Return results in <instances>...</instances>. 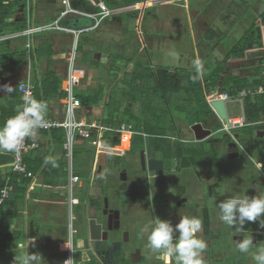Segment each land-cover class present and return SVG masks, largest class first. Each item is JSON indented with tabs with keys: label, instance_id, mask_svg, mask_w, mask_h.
<instances>
[{
	"label": "crops",
	"instance_id": "obj_1",
	"mask_svg": "<svg viewBox=\"0 0 264 264\" xmlns=\"http://www.w3.org/2000/svg\"><path fill=\"white\" fill-rule=\"evenodd\" d=\"M11 1H17L18 5L11 10V16H8L6 19V23L11 26L8 25L6 32L0 34V61H2L0 64V127L3 126L9 117L15 115L16 109L22 105L21 95L17 90L18 82L30 79L37 86H40L42 79L51 73L57 80H60V91L62 95L60 97L53 95L44 101L47 105L44 117L59 120L64 119L66 111L61 100L69 91H72L74 96L81 101V107L74 111V119L95 121L102 125L104 128L101 134L102 138L104 133L110 130L104 123L107 116L114 114V120L118 122L124 117L121 114L125 110L132 112L138 109L134 102H132V107L125 106L123 100L126 97L131 96L132 100H134L135 96L136 101H142L143 104L145 103V99H151V95L156 96L151 88L148 89L151 85L156 84L155 81L154 83L151 82L154 78L150 75L149 71L145 72L148 69L151 70L147 63L149 60L148 50L149 48L158 50L162 47L161 44L165 38L163 35L159 37L156 29L172 23L168 12L163 13L166 19L160 18V14L149 18L145 26L147 34L144 38L142 37L145 42L144 46L140 40H137L135 36L132 37L129 34L133 32V26L129 27L130 21H122L121 16L131 15L132 13H143V11L150 8L160 7L165 4L171 5L177 2V11L181 9V11L184 10L189 15L188 5L195 0H140L132 5H128L131 3L127 2L129 0H125L126 2L122 4L121 0H99L98 3L94 0H85L83 8H81V4L77 1L68 0L70 8L78 13L66 15L60 20V24L66 27L83 29V32L76 35L72 32L50 29L36 33L34 36L33 58L30 62L27 60L26 37L21 34L27 28L28 16L29 18L31 17V22L34 25L50 24L59 17L65 5L62 3V0H59V3H56V0H32L30 11L25 13L24 0ZM141 5L144 6L140 7ZM177 11L173 10V13H171L175 17V20L178 16ZM196 12L197 14L200 13L199 11L192 12L189 22L190 27L194 17H196L194 16ZM241 13L245 14L242 17L253 16L249 12ZM96 19L99 20V23L97 27H93ZM218 19H221L224 24H229L220 33V36L215 28L210 26L213 21ZM230 19L231 15H222L216 19L214 17L210 21H194L192 29L196 33L204 35L200 41L201 49L216 46L224 47L225 42L222 44V39H231L229 32H233L234 30V27H232V19L228 23ZM254 19H256V16ZM172 24L175 25L176 23ZM224 24L222 25L225 26ZM243 24L247 25L241 19L236 25L243 26ZM16 26L23 28L16 30ZM90 27L92 29H89ZM85 28H88V30H84ZM246 31L248 29L244 30V33ZM210 33L215 34L213 37H208ZM213 41L214 43H211ZM217 41H220V43H217ZM74 49L77 53H74L75 56L72 59L71 56ZM97 53H99V58L96 56ZM155 56L159 57V55ZM207 57L208 55L205 53L204 59L208 60ZM182 60L185 63L187 59L181 54L179 63ZM211 65L216 66L217 64ZM168 69L169 75L174 73H180L181 75V69L178 70V68L170 67ZM187 71V69L184 70V72ZM230 72L232 75L238 76L231 70ZM71 73L78 79V82L75 84L68 83ZM152 73L155 74L154 77L157 81L156 69ZM143 77L148 78V80H144ZM238 77L241 78L243 76ZM245 80H248V78ZM4 85L11 86L14 91L11 94L6 93L2 90V86ZM138 91H141V94H137ZM204 95H206V91H204ZM81 97L88 100L84 101V99H80ZM178 103V101L177 104H174V101L171 102L175 108H178ZM161 105V103L156 101L152 103V108L153 110L159 109ZM117 108L118 112L116 113ZM143 110L142 114H147V116L153 111L150 109ZM128 115L126 116L130 120L135 119L133 112ZM211 120L220 121L219 117L213 112L208 120L198 123H203L205 128L211 129L212 123L208 124V126L205 125ZM142 121H144V124H152L147 119H143ZM181 121L187 120L182 119ZM122 123L126 122L124 121ZM144 124L140 125L143 126ZM189 125L191 127L192 124L189 123ZM60 129L64 133L62 138H59L57 133L54 132L59 131V129H52L50 131L38 129L34 137H29V142L38 144V147L29 149L24 156V163L26 169H30V176L14 172L12 169V152L0 150V154L3 155L4 160L0 164V176L1 180L9 182L10 191L6 207L4 208L6 220H2L0 229L4 235V246L2 249L0 248V264H14L15 255H22L28 252L40 253L44 259L43 264H64V258L68 255L70 256V252L68 251L70 249L74 251L73 264H84L86 261L82 258L84 256L87 257V260H95L88 251L84 253H81L82 251L78 252L79 248H83L86 245L83 239H78L75 247L71 232V238L68 240L66 238L68 235L66 231L63 234H61L63 231H60L58 234L57 230L59 226L65 227L68 219H70L72 224L74 215L77 216L76 220L79 218L82 219L86 213L100 209L104 194L101 191H95L94 193V190H98L96 180L102 177V174L100 178L96 175L98 152L106 149L101 138L98 139L96 129H91V135L92 132L96 133L94 138L91 136L85 138L79 135L78 131H75L72 154L69 157L66 155L67 151L64 148L67 131L63 128ZM190 130L192 139L194 132L192 129ZM133 132V136L131 138L129 136V146L135 136L142 141L140 137L144 134L141 131H134V129ZM111 137L113 139L118 138L120 141L119 144H122L123 137L118 134L112 135ZM120 145H116L115 147ZM115 147H107L109 149L106 150L107 160L109 156H115L116 153H112V149ZM120 152L125 153L122 150ZM49 158L55 159V166L51 163H46ZM205 163L206 161H204L202 166ZM15 173L22 175H19L17 180H13ZM116 173L111 175V178L117 176L118 173ZM73 176H78L79 181L71 186ZM74 185L80 190L79 193L81 194L78 197L81 195L84 198L83 194H86L87 197L90 195L89 200L87 199V202L84 204V216L81 213L82 210H73L72 193ZM92 201H98L99 206L91 205ZM181 212V216H185L182 210ZM80 214L83 217H78ZM46 222L55 224V228L48 231L43 227ZM177 223L179 221L172 224L175 226ZM20 245H23V248H20ZM155 254L153 255L155 260H153V256H149V260L159 262L161 256H156Z\"/></svg>",
	"mask_w": 264,
	"mask_h": 264
},
{
	"label": "rangeland",
	"instance_id": "obj_2",
	"mask_svg": "<svg viewBox=\"0 0 264 264\" xmlns=\"http://www.w3.org/2000/svg\"><path fill=\"white\" fill-rule=\"evenodd\" d=\"M75 1L81 4V8H83L85 0ZM125 2V0H121V4ZM56 3H59V0H56ZM24 4L26 13L30 11L32 0H24ZM177 4L178 2L171 5L165 4L160 7L150 8L146 11H143V13H132L131 15L121 16L122 21H130L129 27L133 26V32L129 34L132 37L135 36V38H137V40H140V42H142L144 46L145 42L143 41L142 37L144 38L147 34L145 26L147 25V20L149 18L160 14V18L162 17L163 19L165 18L163 13L168 12L170 14V18L172 19V23H176L175 25L170 23L168 26H163L156 29V33L159 35V37L163 35L165 39L162 44L160 43L162 45L160 49H147L149 51V60L147 61V63L152 71L160 67H170L175 69L178 68V70L181 69V71L187 69V72L182 73L183 75H186L189 74L188 72H195L196 67L194 66L193 62L199 61L203 68V74H201L202 76L204 75V69L210 72L211 68L214 67L211 64H218L221 61L228 50H230L236 44V42H238L240 36L244 34V30L253 28V25L257 23V28H259L261 31H264V17L263 19H254L255 16L257 17L258 15H260V8L252 13L253 16L242 17L245 14L241 13V10L238 9V7L243 8L245 6H250L248 4H244V0H195L190 2L188 5V11L190 12L189 15H187L184 10L181 11V9H178L177 11ZM142 6L144 5H141L140 7ZM261 7H263L262 4ZM173 10L178 12L176 20L175 17H173L171 14L173 13ZM195 11H199L200 13L197 14L196 12V15H194L196 17H194L190 27L189 22L191 14ZM245 11L246 8L243 9L242 12ZM137 15L138 17H136ZM222 15H231V19L233 22L232 27H234L233 32H229L231 39L223 38L221 43L223 44L225 42L224 47H210L212 50H210V52V48L201 49L200 41L201 39H203L204 35H200V33H196V31L192 29L194 21H210V19H214V17L216 19ZM231 19L228 21V23L231 22ZM241 19L244 20L247 25L243 24V26H237L236 24H238ZM222 24H224L222 20L218 19L216 21H213V23L210 25L212 26V28H215L216 32L219 33V36L220 33L225 30L226 26L229 25L224 24L225 26H223ZM256 36L254 37L256 43L263 40V38H257ZM211 43H214V41ZM217 43H220V41H217ZM243 43V47L245 50L246 42ZM205 53L208 55V60L204 59ZM181 54L184 55L187 59L185 63H183V60L179 63V61L181 60ZM155 55H159V57H156ZM263 57L264 47L257 46L253 50L246 53V59H244L243 61L241 60L233 62L231 71L238 76H243L241 77L243 79H250V76L252 74H255V68L260 64L259 61ZM151 82L154 83V80H152ZM206 89L205 91H207ZM162 99H155L152 102H150L149 99H145V103L142 104V101H136L135 96L134 100H132L131 96L126 97L124 100L123 98H121V100L124 101L125 106L132 107V102L136 103V108L138 109L132 112L135 114V118L138 119H134V121L138 122L137 124H144V121L142 120L147 119L150 120V123L152 124L163 125L164 122H162L161 120L165 118L168 124L171 125L173 119H184L185 114L184 112L181 113V107L176 108L175 112L173 111L172 105L170 104V102L173 101L174 104H177V97L173 98L172 96H169L167 94L164 95ZM169 100L172 101L169 102ZM156 101L162 104L159 109H154L148 116L147 114H142L143 106H152V103H155ZM182 103H187V97L184 93H181V104ZM181 106L186 107L185 105ZM239 107L240 105L233 101L227 103L229 117H233L235 116V114L239 113ZM210 123H212L211 130L213 132V136H216V138H211L208 143L216 144L217 148H213V151H215L212 153L213 159H210L208 161L206 170L207 172L212 171L215 176L214 179L211 178L208 181H199L195 170H198L199 172L197 174H200V170L203 169L204 165L197 166L195 170L193 168L191 170H184L181 173V185L187 191L188 203L186 207L181 208V210L184 212L185 216H194L202 220V228L199 233H197V236L203 239L205 242L207 240L211 241V247L208 252L209 256L212 258V264H255L252 259L251 253L255 252L258 247L264 246V228H261L259 226V221L247 222L244 225L245 229L251 231L250 233H248V236L251 235L252 239L254 236L255 239L253 240L254 245L250 252L241 253L238 250L233 236L237 232L235 228H230L220 220V210L218 205L223 201V197L227 199L229 197H234L237 195H249L250 197L264 196V186L260 184V178H257L256 180L253 179V172H258L264 167V157L262 155L264 154V137L260 138L256 135L258 129L263 126L246 125L244 127H231L227 132L224 129L223 122L221 120H211L206 124V126H208V124ZM190 129L191 127L187 121H181V139H191L192 136ZM150 138V136H147L146 140L148 141ZM232 139L238 140L240 145L245 148V152H241L240 156V159H243L242 162L246 163L245 165H242L240 160H229L228 157H225L224 151L229 150L228 146H225V142ZM208 143L207 145H209ZM163 146L166 145L164 144ZM135 151V148H133L125 151L126 154L124 156H109L105 165L102 167L101 179L96 180V182L98 183V190H94V193L95 191H101L102 194H104V196L107 198L109 207L117 209L120 213V229L117 232L112 233L111 237L115 240H120L124 232H127L129 234L131 251H124L127 259H125L121 264H143L141 262H131L129 260L130 253L136 248L134 236H137L140 232H144L143 229L145 228V226H154L156 221V218L145 214L144 207L143 214H140L139 210H141V207H137L134 202V200H136L135 198L140 196L139 194L141 193L142 187L144 188V186L141 187V185H137L130 169L131 165L129 161L132 162L131 152ZM221 151H223V153ZM209 152L210 151H207L208 154ZM120 164L130 165L127 170V179H123L121 175L119 177L117 174V167L120 166ZM218 168H220L219 171ZM114 173H116L117 176H113V178H111V175H114ZM208 182L211 186L207 190ZM200 183H203L202 187L198 188V184ZM75 186L76 185H74L72 193L73 210H82L81 213L83 214L85 213L84 204L87 202V199L89 200L90 195L87 197L86 194H83L84 198H82L81 195L78 197V195L81 193H79L80 190L77 188V186ZM211 192L212 195L210 194ZM216 195L218 196L216 197ZM82 214H80L78 217H81ZM89 214L91 216H96L99 219V213L97 211H92ZM74 216L75 217L72 219V224L70 222V219H68V223H65V227L59 226L57 232L59 234L60 231H63L61 233L63 234L66 231L68 234L66 238L68 240H70L71 238V232L73 245L75 247L78 239H83L86 245L83 248H79L78 252L82 251L81 253H84L88 251V253L91 254V251L87 248L86 243V225L84 223V214L82 216V219L79 218L76 220L77 216ZM49 223L51 222H46L45 225H43V227H45L48 231L52 228H55L56 226L55 224ZM147 235L148 233L146 232L142 234V242H145L147 240ZM248 236L246 235L245 238H247ZM214 254L217 255L214 256ZM202 255H204V252L202 253ZM203 257L204 256H202V260ZM203 264L207 263L203 261Z\"/></svg>",
	"mask_w": 264,
	"mask_h": 264
},
{
	"label": "trees",
	"instance_id": "obj_3",
	"mask_svg": "<svg viewBox=\"0 0 264 264\" xmlns=\"http://www.w3.org/2000/svg\"><path fill=\"white\" fill-rule=\"evenodd\" d=\"M140 0H129L127 2H131L128 5L135 4L136 2H139ZM148 3V2H147ZM16 5H18L17 1H11V0H0V34L6 32V28L8 27V23H6V19L8 16H11L12 12ZM264 24V20H263ZM11 26V25H9ZM253 28H250L248 31H246L243 36L238 40V42L225 54V56L222 58V60L212 68L210 72L204 70L203 77L200 76V74L195 72H188L189 74L183 75L182 73H185L184 71H181V74L178 73L175 76H171L168 74V68H158L156 69V77L158 80L155 79V74L152 73L150 69H148L145 72L150 73V75L154 78V81L156 84L151 85L148 89L151 88L153 92L156 94V96L151 95V99L149 98L150 102L154 101L155 98L162 99L164 95L173 96V93L178 90V88H181V93H184L187 97V103L181 104L185 105L181 106V113L184 112L185 117L184 119L187 120L190 124L198 123V122H205L210 116H212L213 111L211 107L209 106L206 98H213L216 95L226 92L229 95H235L237 91L239 90H245L250 87H257L262 82V70H264V57L260 59V64L255 68V74H252L250 76V79L245 80L238 76L232 75L231 65L235 61L246 59V53L253 50L257 46L264 47V31H261L259 28H257V23L253 25ZM21 27H15L16 30L20 29ZM23 28V27H22ZM21 28V29H22ZM257 28V30H256ZM20 29V30H21ZM215 33H210L208 37H213ZM258 35V36H256ZM263 38L260 42H255V38ZM243 42H246V47L244 50ZM2 61H0V64ZM179 77V79H178ZM144 80H146V77H143ZM148 80V79H147ZM146 80V81H147ZM144 82V81H143ZM207 88V89H206ZM206 91V95H204V91ZM58 92V93H57ZM152 92V93H153ZM141 94V91H138L137 94ZM163 93V95L161 94ZM58 95L59 97L62 95L60 91V80H57L54 75H51L49 73L47 76H45L42 79V82L40 86H35V90L33 93V98L45 101L48 97ZM80 99H84V101H87L88 99L81 97ZM164 100V99H162ZM172 100H169V102ZM171 104V102H170ZM145 105V104H144ZM173 105V104H171ZM121 106V105H120ZM189 107V108H188ZM144 111L147 109L153 110L151 105H145L143 106ZM116 113L118 112V108L116 109ZM176 110V108H175ZM244 110H245V116L248 122H254L258 119H260L261 113L264 111V95H257V96H247L244 98ZM124 113V114H123ZM121 115H124V117L121 118L120 121L115 122L114 120V114H110L107 116L104 123L110 130L106 131L104 135L101 138V141L103 142V145L105 148H113L116 145H119V139H113L111 137L112 135L117 134L115 132V128H118L122 122L130 123L132 124V127L134 131H141L142 133L148 135V136H154V135H160V134H166L168 130L170 129L167 124V120L163 118L161 121L164 122L163 125L159 124H144L141 126L140 124H137V121L130 120L126 115H130L129 110H125ZM128 115V116H129ZM135 120H138L135 118ZM120 123V124H119ZM252 126V125H248ZM57 133V136L59 138H62L64 136L63 130L59 129V131H54ZM96 136L95 132H92L91 137L94 138ZM142 139V137H140ZM61 141V139H60ZM181 168H186L190 166H199L204 163V161L207 159V156H209L208 153L205 152L204 149L201 150L200 153H198L197 148L190 147L189 145L184 144L181 141ZM185 146L183 148L182 146ZM166 148V146H163ZM3 155L0 154V164L3 162ZM30 170V169H29ZM27 170V171H29ZM14 174L13 180H17L19 178V175L22 174ZM82 176V175H81ZM84 176V175H83ZM9 188V182L5 180H1L0 176V191L4 188ZM7 199L3 205V211L1 214V219L6 220V213L4 212V208L6 207ZM94 204L95 206L98 205V201H92L91 205ZM4 246V235L2 231H0V248L2 249ZM84 264H100L97 260H86Z\"/></svg>",
	"mask_w": 264,
	"mask_h": 264
},
{
	"label": "flooded vegetation",
	"instance_id": "obj_4",
	"mask_svg": "<svg viewBox=\"0 0 264 264\" xmlns=\"http://www.w3.org/2000/svg\"><path fill=\"white\" fill-rule=\"evenodd\" d=\"M244 4H248L250 6H245L243 8L238 7V9L243 11V9L246 8V13H254L256 10L259 8L261 9L260 15L256 17L255 20H258L259 18L264 17V0H244ZM261 4L263 7H261ZM253 15V14H252ZM264 20V19H263ZM207 24V23H206ZM175 77H177L176 73L171 74ZM163 95V93H161ZM173 98L178 99V108L181 107V88L173 93ZM173 111L176 112L175 107H173ZM211 117V116H210ZM208 120V119H207ZM171 122V121H170ZM209 122V121H208ZM207 122V123H208ZM203 126L204 124L201 123ZM206 125V124H205ZM170 129L168 130V133L166 134H160V135H154L150 136L151 138L147 141L146 138L148 135L145 136V134H142V141L138 139V137H134L133 142L129 146V135H124L122 138V144L118 147H115L112 149V153H116L115 157L118 155L124 156L125 153L122 152L127 151L128 149H133L135 148V152H131L132 155V162L129 161L131 167L129 164L127 165H122L118 167V176L120 177L122 172H125L127 174L128 167H130L131 172L135 178V182L137 185L144 186L142 187L141 193L139 194L140 196L135 198L134 200L135 205L137 207H141V210H139L140 214H143V207H144V212L146 215H150L153 218H159L161 220H168L171 223H175L177 221H180L181 218V208H185L188 199H187V191L183 186L181 185V173L184 170L187 169H194L195 166H190L186 168H181V141L186 144V145H192L190 147L197 148L198 153L201 152L202 149L207 151H210L209 156H207V159L205 160L206 163L203 166V169L200 170V174H197L199 171L195 170V173L198 177L199 181H208L209 179H214V174L212 171L206 170V164H208V161L210 159H213L212 153L215 152L213 151V148H217L216 144H211L208 143V141L213 138L215 139L216 136H209L203 140H196L194 137L190 140H181V119H176L172 120L171 125H168ZM137 134V133H136ZM135 134V135H136ZM145 137V138H144ZM143 143V144H141ZM207 143L209 145H207ZM225 146L227 145L229 150L224 151L225 157H228L229 160H240L242 165H245V162H242L243 159H240L241 152H245V148L240 145L238 140L232 139L227 142H225ZM166 145V148L163 147V145ZM224 144V143H222ZM129 146V147H128ZM128 147V148H127ZM185 148V146H182ZM221 147V146H220ZM224 147V146H223ZM207 149V150H206ZM223 153V151H221ZM120 153V154H119ZM220 155V154H219ZM229 155H235L234 157H229ZM264 157V154H262ZM153 161L152 164L155 167H161L162 168V174L163 175H168L170 176V180L163 181L162 182V187L157 188L155 184V171L150 170V161ZM241 165V166H242ZM221 168V167H220ZM218 168V171L220 170ZM193 170V171H194ZM254 173V180L257 178H260V184L264 186V167L260 169L258 172H253ZM207 174V175H205ZM166 179V178H164ZM203 183L198 184V188L202 187ZM210 183L208 182L207 185V190L210 188ZM233 186V185H232ZM212 195V192L210 193ZM218 195H216L217 197ZM104 198L105 196L102 197L101 200V207L97 211L99 213V219L97 217V220L99 222L104 223V225L108 226L109 223V213L117 210L115 208H110L108 206V212L106 214L103 213L104 211ZM222 200H225L223 197ZM109 204V203H108ZM120 214V213H119ZM111 225L114 224V221L110 222ZM121 225V224H120ZM174 226V225H173ZM251 231H248L247 229H243L242 232L236 233L234 236V240L236 245L238 244V241L242 240L243 237L248 236V233ZM144 232H140L137 236H134V241L136 244V248L133 251L139 250L140 252V260L136 261L138 263H143V264H175L174 259L166 258L162 253L160 252H154L151 251L148 246H147V240L145 242H142V234ZM147 238V237H146ZM128 239H129V234H128ZM255 237L253 236V240ZM120 241H123V235ZM120 242V243H121ZM124 244L121 243V254L125 256L124 252ZM207 247L204 251V256L203 261L207 264L212 262V258L209 256L208 250L211 247V241L207 240L206 241ZM130 245V243H129ZM131 248V247H130ZM156 256H161V259L159 262H154V254ZM92 255V252H91ZM217 254H214L216 256ZM93 256V255H92ZM153 256V260L150 261L148 257ZM94 257V256H93ZM95 258V257H94ZM96 260V259H95ZM212 264V263H211Z\"/></svg>",
	"mask_w": 264,
	"mask_h": 264
},
{
	"label": "clouds",
	"instance_id": "obj_5",
	"mask_svg": "<svg viewBox=\"0 0 264 264\" xmlns=\"http://www.w3.org/2000/svg\"><path fill=\"white\" fill-rule=\"evenodd\" d=\"M194 66L199 74L203 68L199 61H194ZM2 90L11 94L14 89L9 85L2 86ZM47 105L35 98L25 97L23 104L16 109V114L9 117L0 127V150L15 152L28 137H34L41 127ZM46 163L56 165L54 158H49ZM220 220L230 228H235L237 233L242 232L247 222L259 221V226L264 228V196L237 195L229 197L218 205ZM202 228V220L197 217L181 216L175 226L168 220L156 219L154 226H145L147 246L151 251L160 252L166 258L174 259L175 264H203L202 253L205 251L206 242L197 236ZM254 243L249 235L238 241L237 247L241 253H249ZM23 248V245L19 246ZM72 251V249H71ZM255 264H264V246L258 247L251 253ZM87 260V257H82ZM72 258L64 264H70ZM44 259L40 253H24L15 255L14 264H43Z\"/></svg>",
	"mask_w": 264,
	"mask_h": 264
},
{
	"label": "built area",
	"instance_id": "obj_6",
	"mask_svg": "<svg viewBox=\"0 0 264 264\" xmlns=\"http://www.w3.org/2000/svg\"><path fill=\"white\" fill-rule=\"evenodd\" d=\"M62 3L65 5L64 10L61 12L59 17L50 24L34 25L31 22V19H30L31 17L29 18L28 16L27 28L21 34L24 37H26L25 46L27 49V60L29 62L33 58L34 36L36 33L44 31V30H50V29L61 30L65 32H72V33H75L76 35H79L83 32V29L66 27L60 24V20H62L66 15L70 13H78L72 8H70L68 0H62ZM98 23H99V20L96 19V23L93 27H97ZM89 29H92V27H90ZM84 30H88V28H85ZM74 53H76L75 49L71 56L72 59H74V56H75ZM261 75L263 76L262 77L263 82L257 87H250L245 90H239L237 91L235 95H232V96L226 92H222L213 98H207V102L214 113H215V110L213 109L211 105V102L213 100L223 99L227 103L233 101L240 105L239 113L235 114V116L233 117H229L228 115V121L226 122L224 120H221L223 122V126L226 131H228L231 127H244L246 125H252V126L262 125L263 127L259 128L258 130L264 131V111L263 113H261L260 119L254 122H248L246 119L245 110H244V98L245 97L264 95V70H262ZM77 82H78V79L75 77L73 73H71L68 79V83L75 84ZM35 86L36 84L30 79L18 82L17 90L19 91L21 95L22 104L26 96L29 98H33ZM61 102L64 105V108L66 111V115L64 119L59 120L55 118L44 117L43 123L39 129L47 130V131H50L52 129H60V128L65 129L67 131V136H66L67 138H66V141L64 142V148L67 151L66 155L70 157L72 154V144L74 140L75 131H78L79 135L85 138H89L91 136V129H96L97 134H98V139H100L104 128L102 125L96 123L95 121H86L85 119H80V120L74 119V116H73L74 111L77 108L81 107V101L74 96L72 91H69V93L62 98ZM227 113H228V109H227ZM115 132L121 137H123L124 135H129L130 138L133 136L132 134H134L132 125L128 123H121L118 129H115ZM94 143H97V142H94ZM36 147H38V144L29 142V137H28V138H25V140L22 142V144L20 145V148L17 151L12 152V156H13L12 169L14 172L22 173L28 176L31 175V173L27 171L26 169V166L24 163V156L29 149L36 148ZM78 181H79V177L73 176L71 180V186L72 184ZM9 192L10 191L8 187H4L0 191V229H1V224H2L1 214L3 211V205L6 199L9 197ZM68 251L70 252V256L68 255L67 257H65L63 260V263L67 259L72 258V260L70 261V264H73V252L74 251L73 249L72 251L71 249Z\"/></svg>",
	"mask_w": 264,
	"mask_h": 264
},
{
	"label": "water",
	"instance_id": "obj_7",
	"mask_svg": "<svg viewBox=\"0 0 264 264\" xmlns=\"http://www.w3.org/2000/svg\"><path fill=\"white\" fill-rule=\"evenodd\" d=\"M96 3L99 0H94ZM97 58H99V53H97ZM226 101L223 99L213 100L211 105L215 110V113L219 117L220 120L228 121V113H227V105ZM191 129L194 132V137L196 140H203L211 135L213 132L211 129L205 128L201 123H195L191 125ZM257 137H264V131L258 130ZM106 150H109L105 148ZM106 150H101L98 152V167L96 171V175L98 178L101 177L102 167L105 165L107 161V152ZM235 155H229V157H234ZM152 160L150 161V170H154L155 184L157 188L162 187V182L167 180L169 181L170 176L162 174L161 167H155L152 164ZM121 177L123 179L126 178L125 172L121 173ZM166 178V179H164ZM108 200L104 198V211L106 214L108 212ZM109 223L108 226L104 225V223L99 222L96 216H91L89 213L85 214V225H86V243L87 248L92 252V255L100 264H121L127 259L126 255L121 254V243L124 244V251H131L128 239V233L124 232L123 241L115 240L111 237L112 233L117 232L120 229V214L118 210H114L109 213ZM114 221V224L111 225L110 222ZM121 242V243H120ZM129 260L131 262H136L140 260V252L139 250L132 251L129 255Z\"/></svg>",
	"mask_w": 264,
	"mask_h": 264
}]
</instances>
